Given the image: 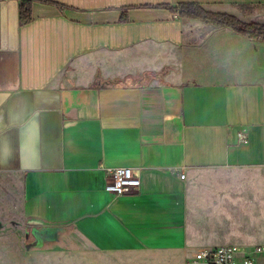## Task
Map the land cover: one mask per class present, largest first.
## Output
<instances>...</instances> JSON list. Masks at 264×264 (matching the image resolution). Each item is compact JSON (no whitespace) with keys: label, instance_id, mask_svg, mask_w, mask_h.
<instances>
[{"label":"crops","instance_id":"1","mask_svg":"<svg viewBox=\"0 0 264 264\" xmlns=\"http://www.w3.org/2000/svg\"><path fill=\"white\" fill-rule=\"evenodd\" d=\"M20 3L0 0V213L31 246L264 249V40L177 11L264 24V0H30L24 25ZM118 166L136 191H105ZM201 172L231 180L199 191Z\"/></svg>","mask_w":264,"mask_h":264},{"label":"rangeland","instance_id":"2","mask_svg":"<svg viewBox=\"0 0 264 264\" xmlns=\"http://www.w3.org/2000/svg\"><path fill=\"white\" fill-rule=\"evenodd\" d=\"M152 82L162 83L163 79H152L149 83ZM229 180L228 174L224 172H201L195 188L206 192L217 186L222 187ZM202 194L206 197L208 193ZM6 215L0 213V264H191L196 252L140 251L102 255L85 245H81V251L54 248L51 244L32 247L31 241L25 236L27 231L19 228ZM241 247L251 253L256 264H264V254H253L255 247Z\"/></svg>","mask_w":264,"mask_h":264},{"label":"trees","instance_id":"3","mask_svg":"<svg viewBox=\"0 0 264 264\" xmlns=\"http://www.w3.org/2000/svg\"><path fill=\"white\" fill-rule=\"evenodd\" d=\"M177 11L181 17L199 19L214 26L229 27L236 34L247 37L250 40H264L263 23L243 22L237 19L235 16L225 13H214L194 3H181L177 6ZM19 21L20 25L27 24L31 21L30 0H21L19 7ZM168 69L169 68L166 67L160 71H148L144 74H137L123 79L115 78L113 80H102L100 76L97 75L96 79L98 82L101 81V85L107 87L121 84L147 85L152 79L162 80L164 75L168 72ZM140 80L143 81L140 82Z\"/></svg>","mask_w":264,"mask_h":264},{"label":"built area","instance_id":"4","mask_svg":"<svg viewBox=\"0 0 264 264\" xmlns=\"http://www.w3.org/2000/svg\"><path fill=\"white\" fill-rule=\"evenodd\" d=\"M241 142H245V135L239 134ZM105 171V191L121 196L136 191L140 186L138 173L129 167H108ZM183 177V174H181ZM262 246H256L254 255L263 252ZM191 264H256L251 253L235 245H221L214 248H204L195 252Z\"/></svg>","mask_w":264,"mask_h":264}]
</instances>
